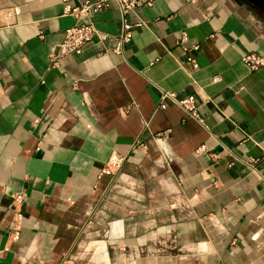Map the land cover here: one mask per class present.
I'll list each match as a JSON object with an SVG mask.
<instances>
[{
    "label": "crops",
    "instance_id": "0c3cea01",
    "mask_svg": "<svg viewBox=\"0 0 264 264\" xmlns=\"http://www.w3.org/2000/svg\"><path fill=\"white\" fill-rule=\"evenodd\" d=\"M123 17L115 52L113 0L83 15L0 0V264H264V65L240 59L264 54L263 1L151 0ZM79 21L105 37L63 53ZM161 90L193 95L197 117L159 107ZM111 154L119 169L100 173Z\"/></svg>",
    "mask_w": 264,
    "mask_h": 264
},
{
    "label": "built area",
    "instance_id": "2783aa9c",
    "mask_svg": "<svg viewBox=\"0 0 264 264\" xmlns=\"http://www.w3.org/2000/svg\"><path fill=\"white\" fill-rule=\"evenodd\" d=\"M110 0H83L78 4L73 6L69 5L66 0H62V12L72 13L74 15H83L89 11H96L107 6ZM117 3V7L121 14V33L118 35L116 44L113 48L115 52L121 51V44L123 41H126L130 37V27L131 24L128 23L123 15L133 10L136 6L146 3L149 4L151 0H113ZM138 24V23H136ZM92 37H97L103 39L105 34L98 31L91 22L88 21H79L68 25L64 28L63 39L61 42L62 52H79L82 48V45L89 41ZM184 35L182 34L180 39H183ZM193 48L196 47V44L192 45ZM189 61H192V65L195 66V61L192 57H186ZM241 61L244 62L249 69H256L264 65V54L256 52H248L241 56ZM51 63L56 64L57 59L56 55H51ZM170 99L174 103L178 104L182 109H184L189 115L197 117L196 105L194 102L193 95L189 94L183 97H176L172 91L161 90L158 106L164 107V100ZM123 157L117 154H111L101 165L99 172L113 175L120 167ZM253 158L244 159L243 162L250 164ZM23 200V195L21 192L10 193V204L13 209V224L11 232L8 235V238L15 240L19 235L20 229V219L22 217L21 212V203Z\"/></svg>",
    "mask_w": 264,
    "mask_h": 264
},
{
    "label": "water",
    "instance_id": "95a60500",
    "mask_svg": "<svg viewBox=\"0 0 264 264\" xmlns=\"http://www.w3.org/2000/svg\"><path fill=\"white\" fill-rule=\"evenodd\" d=\"M263 1V4H264V0H262Z\"/></svg>",
    "mask_w": 264,
    "mask_h": 264
}]
</instances>
